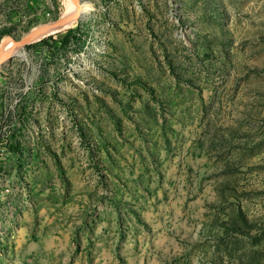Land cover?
Returning <instances> with one entry per match:
<instances>
[{"label": "rangeland", "instance_id": "obj_1", "mask_svg": "<svg viewBox=\"0 0 264 264\" xmlns=\"http://www.w3.org/2000/svg\"><path fill=\"white\" fill-rule=\"evenodd\" d=\"M77 1L0 68V264H264V0Z\"/></svg>", "mask_w": 264, "mask_h": 264}, {"label": "water", "instance_id": "obj_2", "mask_svg": "<svg viewBox=\"0 0 264 264\" xmlns=\"http://www.w3.org/2000/svg\"><path fill=\"white\" fill-rule=\"evenodd\" d=\"M77 6L80 8L79 3H77ZM78 12H80V11H78ZM78 12L76 14L70 16V17L61 18V19L56 20V21H54L52 23L41 25V26L35 28L30 33L26 34L24 37H22L19 40L10 37V40H9L8 44H6L2 48H0V68H3L8 63H10V60H11L12 57L9 55V47L12 44H15L17 46L23 47L24 45L34 41L39 35H41L46 30H48L50 28L62 26L64 24H66V23H69V22H72V21H74L76 19L81 18L82 16ZM2 53H4V58L1 59Z\"/></svg>", "mask_w": 264, "mask_h": 264}, {"label": "bare ground", "instance_id": "obj_3", "mask_svg": "<svg viewBox=\"0 0 264 264\" xmlns=\"http://www.w3.org/2000/svg\"><path fill=\"white\" fill-rule=\"evenodd\" d=\"M70 2H71V4H73L74 7H73L72 10L70 11V6H69V11H70V13H68V8H67L66 15H64L63 18L70 17V16L76 14L78 11H80V12H78V13H80L81 16H83L84 14H86V12H87V10H88V5L83 6L82 3L79 2V1H77V0H70ZM77 3H79L80 8L77 6ZM82 6H83V7H82ZM70 23H71V22L66 23V24H64V25H62V26H59V27L50 28V29L46 30L45 32H43L41 35H39L35 40H39V39H41V38H45V37H47L48 35H51V34L57 32V31H59V30H62V29H64V28H67V27L69 26ZM35 40H34V41H35ZM8 42H9V41H8ZM8 42H3L0 48H2L4 45L8 44ZM20 48H21V46H17V45H15V44H12V45L9 47V55H10L11 57H14V56H20V51H21ZM2 58H4V53H2L1 59H2Z\"/></svg>", "mask_w": 264, "mask_h": 264}]
</instances>
